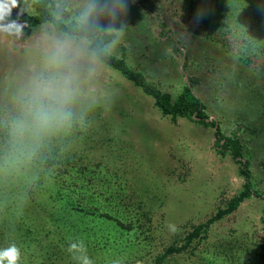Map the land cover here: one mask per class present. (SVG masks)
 <instances>
[{
	"label": "rangeland",
	"instance_id": "374dc122",
	"mask_svg": "<svg viewBox=\"0 0 264 264\" xmlns=\"http://www.w3.org/2000/svg\"><path fill=\"white\" fill-rule=\"evenodd\" d=\"M33 12L35 0H25ZM79 19L89 0H60ZM115 0H97L106 3ZM111 54L125 57L174 99L195 75L211 118L243 141L264 196V0H127ZM108 29V16L94 17ZM63 35L46 24L0 33V117L40 66L42 42ZM88 44V42H87ZM73 117L19 164L4 161L0 129V248L20 264H76L83 240L94 264H264V198L226 216L244 187L240 165L216 146L215 129L166 116L88 46ZM169 225H174L172 231ZM198 233L192 237L193 233ZM192 237V238H191Z\"/></svg>",
	"mask_w": 264,
	"mask_h": 264
},
{
	"label": "clouds",
	"instance_id": "9594fccd",
	"mask_svg": "<svg viewBox=\"0 0 264 264\" xmlns=\"http://www.w3.org/2000/svg\"><path fill=\"white\" fill-rule=\"evenodd\" d=\"M14 9H18L16 19H12ZM127 0H115L114 3H89L80 13L79 23L89 25L94 17L106 15L112 21L107 29L114 33L116 45L121 40L126 22L116 27L115 21L125 16ZM21 0H0V33L20 35L24 22ZM87 40L70 33L50 34L42 42L39 68L27 79L12 97V110L0 117V129L4 133V161L7 164H19L30 159L42 142L55 132L67 126L73 117L72 104L79 92L81 64L90 61ZM174 232V225H169ZM76 264H94L88 255L83 240H71L67 248ZM21 250L11 243L0 248V264H20ZM104 264H121L119 259L106 256Z\"/></svg>",
	"mask_w": 264,
	"mask_h": 264
},
{
	"label": "trees",
	"instance_id": "16d2710c",
	"mask_svg": "<svg viewBox=\"0 0 264 264\" xmlns=\"http://www.w3.org/2000/svg\"><path fill=\"white\" fill-rule=\"evenodd\" d=\"M138 2L141 6H144V0H138ZM21 6L24 8V15L20 17L21 22H24L23 29L29 31L49 24L56 31L63 34L70 33L85 38L90 51L100 64L119 72L139 88L143 94L152 98L155 106L162 114L171 116L174 119L178 117L188 118L205 128L215 129L218 150L223 155L230 154L237 161L240 165V174L245 179L243 190L230 201L227 209L218 213L216 219L236 211L245 200L253 196L264 198L263 194L254 187L253 172L250 161L245 156L242 139L237 134L228 135L223 131L220 123L211 118L207 111V105L195 91V88L202 81L199 77L189 76L188 83L178 97L174 99L170 93L150 82L144 73L131 67L124 56L117 57L109 52L108 46L117 39L114 33L108 32L107 29L95 23H89L90 26L81 27L79 19L70 17L66 9V3L60 0H35L32 3L33 12L29 11L25 0H21ZM17 12L18 9L13 10L12 19H16ZM197 233L198 231L193 233L192 237ZM171 251L161 257L159 264Z\"/></svg>",
	"mask_w": 264,
	"mask_h": 264
}]
</instances>
